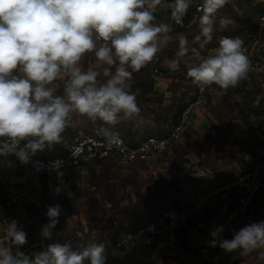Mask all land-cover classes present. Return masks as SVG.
<instances>
[{
    "label": "clouds",
    "instance_id": "9594fccd",
    "mask_svg": "<svg viewBox=\"0 0 264 264\" xmlns=\"http://www.w3.org/2000/svg\"><path fill=\"white\" fill-rule=\"evenodd\" d=\"M193 0H0V157L14 155L28 164L38 151L63 140L73 115L92 124L109 145L119 140L110 126L139 116L137 93L131 91L134 73L153 62L168 47L169 24L156 23L158 8L171 11L182 23ZM229 0H202L194 22L192 42L178 38L172 70L189 53L186 76L201 91L212 85L227 91L248 79L252 62L239 36H221L218 47L207 48L218 32L235 22L218 15ZM198 45V47L193 46ZM91 53L95 63L82 61ZM106 77L101 80L100 77ZM62 84V94H58ZM22 141H26L21 145ZM74 155V154H73ZM53 162V167L59 166ZM56 194L61 192L57 187ZM59 204L46 211L41 226L44 240H53L59 223ZM224 226L213 229L210 245L227 253L247 254L264 249V220L222 238ZM27 233L15 219L0 222V264H106L104 243L73 247L70 240L48 243L42 251L26 254ZM264 257V251L259 253Z\"/></svg>",
    "mask_w": 264,
    "mask_h": 264
},
{
    "label": "crops",
    "instance_id": "0c3cea01",
    "mask_svg": "<svg viewBox=\"0 0 264 264\" xmlns=\"http://www.w3.org/2000/svg\"><path fill=\"white\" fill-rule=\"evenodd\" d=\"M171 33L172 31L169 36L173 37ZM262 39L260 59L264 62V32ZM171 43L170 39L168 47L151 62L157 67L154 69L157 71V77L151 75L147 78L144 72L137 78L140 115L112 127L130 145H137L148 137L166 136L171 130L176 110L194 98L195 86L186 76V64L192 63L194 57L185 56L179 68L172 70L171 62L175 59L176 53L172 49L176 43ZM148 82H151V89L144 90ZM262 127H264V74L249 73L248 79L227 91L216 87L208 89L202 104L191 112L187 132L172 142L164 154L145 162L162 175L148 187L152 205L143 207V202L138 204L139 208L142 207L146 211L145 218L138 217V225L146 224L150 217L156 218L162 211L167 210L163 208L171 203L175 209L170 210L185 211L186 209H181L191 206L196 194H204L212 186L234 181L255 162L263 159L264 132L260 130ZM98 161H108L117 168L111 159H98L92 163ZM90 164L77 168L74 173L64 172L55 176L64 181L69 175L84 172ZM145 164L139 162L125 169H117L130 174L132 167ZM29 174L27 169L20 167L11 158L0 157V198L5 200L11 197L28 181L32 183L35 191L37 185L52 177L34 180L28 178ZM231 193L235 196V191H230ZM107 206L110 208V205ZM23 208L24 206L10 215V220L18 218L19 225L27 233V243L22 246L21 251L26 254L42 251L44 245L50 241L44 240L40 233L35 234V231H32L34 230L32 222L26 220ZM234 208L235 200L229 203L219 200L207 201L199 214L190 217L184 225L170 233L169 239L179 252L176 257L167 252L148 250L140 243H134L112 264H223L222 259L226 252L219 246L210 245L213 239L210 233L222 225L224 226L222 238H232L244 217L237 215ZM253 210L252 206L249 211ZM98 231L101 232L96 234L90 229L88 231L77 229L73 233L80 242L73 244L76 247L86 246L94 241L109 244L118 236L112 238L109 231ZM100 234L106 235L101 237ZM62 238L53 237L52 242L61 241Z\"/></svg>",
    "mask_w": 264,
    "mask_h": 264
},
{
    "label": "rangeland",
    "instance_id": "374dc122",
    "mask_svg": "<svg viewBox=\"0 0 264 264\" xmlns=\"http://www.w3.org/2000/svg\"><path fill=\"white\" fill-rule=\"evenodd\" d=\"M251 2V5H260V8L264 11V0H251ZM201 3L202 0H193L189 9L195 8ZM164 9L158 8L155 13H165ZM245 9L248 12L252 10L249 5H245ZM240 14V5L236 3V0H229V3L220 9L218 13V15H224L229 18ZM155 22L170 25L173 36L171 37L172 43H178L179 36L186 35L185 31L182 33L174 32L171 17L166 20H156ZM192 26L190 28L192 29L191 31H194V29L196 31L198 27L193 24ZM94 63L95 57L91 53L86 54L82 61L85 68L92 66ZM155 68L157 67L153 63H150L146 68L141 69L140 72L134 73L131 84L135 83V85H131V91L137 93L139 85L136 84L137 78L141 74H144V72L147 78L151 75L157 77V73L153 74ZM100 79L104 80L106 77L101 76ZM175 87L176 84L173 90ZM58 94H62V84ZM98 128V122L94 125L86 118L73 115L72 123L62 133V142L54 145V147L67 148L73 140V132L76 136H80L85 133H95L94 131H97ZM130 171L131 173L129 174L115 168L108 161H98L87 166L84 172L69 175L64 181L58 176H52L47 181L39 184V186L37 185L32 199L23 208L25 218L26 220H31L32 227L34 228L32 231H35V234H39L41 226L48 223L46 216L47 208L59 204L62 208V214L58 218L59 223L53 230V237L55 238L72 234L77 229L88 231L93 226H99L100 229L106 228L111 233L112 238L124 230H133L139 226L137 222L138 217H146V211L142 207H138L139 202H143V207L152 205L153 202L148 192V187L162 174L154 167L146 164L145 166L132 167ZM28 178L33 179L30 174ZM57 187L61 188L59 194H56L54 191ZM89 188H93V190L90 191ZM260 188L261 191L258 192L253 204L243 215L247 218L242 217L237 230L252 222L264 220V185ZM107 205H110V208ZM252 206L254 210L250 212L249 210ZM188 207H183L181 210H185ZM165 208L167 210L175 209L173 203L166 205L163 209L165 210ZM257 209H261V211ZM93 232L97 234V232L100 233L101 231L95 230ZM100 235L104 237L103 235L106 234ZM73 247L75 248L76 245L73 244ZM261 251H264V249L254 250L247 254L243 253L242 250L231 253L226 252L222 262L223 264H264V257L259 255Z\"/></svg>",
    "mask_w": 264,
    "mask_h": 264
},
{
    "label": "built area",
    "instance_id": "2783aa9c",
    "mask_svg": "<svg viewBox=\"0 0 264 264\" xmlns=\"http://www.w3.org/2000/svg\"><path fill=\"white\" fill-rule=\"evenodd\" d=\"M175 24L177 23L175 22ZM258 26V38L247 50L253 66L251 74H264V62L260 59V56H262L264 12L258 17ZM154 73H157V71L154 70ZM194 86L193 101L186 106L178 122L164 137H150L137 145H130L119 136L116 144L109 145L104 137H98L97 131H94L95 133L92 135H80L74 138L66 153L61 157L41 159L33 156L28 164H21L14 155L7 157L14 160L20 167L27 169L34 180L62 175L64 172L74 173L77 168L88 165L98 159H111L119 169H125L139 162L145 164V162H150L153 158L164 154V151L167 150L172 142L178 140L181 135L187 132L190 127L192 110L202 104L208 89L212 87L218 88V86L212 85L201 91L196 85ZM260 130L264 132V127L260 128ZM21 145H23V142H21ZM56 161L60 163L57 168H54L53 162ZM263 185L264 158L255 162L249 170H246L234 181L225 185L212 186L204 194H196L194 202L185 211L165 210L154 220L136 229L121 232L112 243L106 245V264H112L117 261L124 250L134 243H140L148 250L167 252L172 257H176L179 252L169 239L170 233L184 225L190 217L199 214L207 201L219 200L226 202L230 191H235L234 212L242 216L253 204L258 191L261 189L260 187ZM89 189L90 191L92 190V188ZM33 192V185L28 181L11 197L5 200L0 198V222L10 221V215L25 206L32 199Z\"/></svg>",
    "mask_w": 264,
    "mask_h": 264
},
{
    "label": "trees",
    "instance_id": "16d2710c",
    "mask_svg": "<svg viewBox=\"0 0 264 264\" xmlns=\"http://www.w3.org/2000/svg\"><path fill=\"white\" fill-rule=\"evenodd\" d=\"M236 3L240 5V11L241 14L240 15H234V17H232L231 19L235 22L232 26H230V28L225 31V32H218L216 34H214L213 40L212 42L207 45V48L205 50L202 51V55H206L207 50L208 49H212L215 47H218L219 44V39L221 36H230V37H236L239 36L240 38H242L245 42V48L246 50H249L250 47L254 44V42H256L257 38H258V33H259V26H258V17L261 13H263L264 11H262V9L260 8V5H251V0H236ZM245 5H249V7L252 9L250 12L246 11L245 9ZM196 8H191L188 10L187 15L183 18L182 23L180 24H175V22L172 20V28L174 30V32H178V33H182V32H186V35L190 41V43L192 42V39L194 37V35H196L198 33V28L194 29V31H191L193 26L198 27V24L196 22H194V18H198L201 14L199 12L196 11ZM156 16V20H166L169 17H171V11L167 10L165 11V13H160L157 12L155 13ZM195 23V24H194ZM192 26V27H191ZM193 32H195L193 34ZM198 47V45H193ZM173 52L178 50V43H176L175 45H173ZM192 55L191 53H189L187 56ZM151 82H148L147 85H145V89L144 90H150L151 89ZM139 98L137 97V100ZM193 101V98L190 99V101H188L187 104L181 105L175 112V114L173 115L172 118V124H171V129L175 126V124L178 122V119L182 113V111L186 108V106ZM101 122H98V125L100 126ZM113 127L114 126H110ZM66 131V129H65ZM64 131V132H65ZM113 131H115V129H113ZM171 131V130H170ZM93 133H85L82 135H92ZM75 133H72V138H76L78 136H76ZM98 137H103L102 135L98 134ZM150 138V137H148ZM146 138V139H148ZM145 139V140H146ZM73 141V140H72ZM71 141V143H72ZM23 143H25V141H22ZM70 143V145H71ZM69 145V146H70ZM69 146L67 148L64 147H54L52 146L50 149L49 148H45L44 151L40 152L38 151L36 153V157H39L41 159H51V158H56V157H61L63 156L67 149L69 148ZM235 200V196L233 195V193H231L228 197L227 201H233ZM228 202V203H229ZM154 220V217H150V221ZM146 222V223H148ZM145 224V223H142ZM141 224V225H142ZM94 230H103L106 231L107 229H100L99 226H93L90 228V231H94ZM66 240H70L72 243H79L80 240L77 237V235L75 233H72L70 235H66L64 236L60 242H64ZM49 243H52V241H50ZM48 243H46L44 245V247H46Z\"/></svg>",
    "mask_w": 264,
    "mask_h": 264
}]
</instances>
